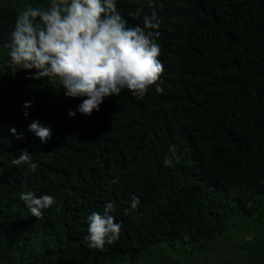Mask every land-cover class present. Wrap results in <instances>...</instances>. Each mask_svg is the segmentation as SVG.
Wrapping results in <instances>:
<instances>
[{
  "label": "trees",
  "instance_id": "1",
  "mask_svg": "<svg viewBox=\"0 0 264 264\" xmlns=\"http://www.w3.org/2000/svg\"><path fill=\"white\" fill-rule=\"evenodd\" d=\"M29 5L49 0H0V264H137L151 245H205L253 212L264 195V0H116L129 28L155 11L164 70L143 97L125 89L75 117L87 97L10 63L5 45ZM33 120L51 127L46 143L27 130ZM21 149L35 173L12 163ZM27 191L55 203L37 218ZM109 202L120 237L92 249L87 217Z\"/></svg>",
  "mask_w": 264,
  "mask_h": 264
},
{
  "label": "clouds",
  "instance_id": "2",
  "mask_svg": "<svg viewBox=\"0 0 264 264\" xmlns=\"http://www.w3.org/2000/svg\"><path fill=\"white\" fill-rule=\"evenodd\" d=\"M142 11L138 7L136 15ZM126 24L116 0H49L46 9L29 5L18 14L10 43L5 47L9 49L12 65L36 70L29 78L54 77L66 97H87L75 111L69 109L70 117L77 112L91 116L93 111L100 110L105 98L119 95L125 89L143 97L164 70L158 59L160 46L155 40L159 33L151 31L160 26L155 11L143 16V27L129 28ZM156 91L162 93L163 89L157 86ZM31 105V101H26L24 107ZM24 115L27 117L28 112ZM27 130L42 144L51 139V127L41 125L38 120H33ZM10 132L18 140L23 139V133H17L15 128ZM19 151L12 163L30 164V172L35 173L38 164L32 162V154L27 149ZM170 152L178 163L180 157L174 146ZM172 158L165 157V167L172 166ZM20 199L37 218L55 203L52 196L37 197L32 191L22 192ZM139 203V198L133 195L131 209L135 210ZM113 210L114 205L109 202L102 214L92 212L87 217L86 239L90 248L103 250L106 243L111 245L119 239L121 224L110 215Z\"/></svg>",
  "mask_w": 264,
  "mask_h": 264
},
{
  "label": "rangeland",
  "instance_id": "3",
  "mask_svg": "<svg viewBox=\"0 0 264 264\" xmlns=\"http://www.w3.org/2000/svg\"><path fill=\"white\" fill-rule=\"evenodd\" d=\"M248 216L235 214L225 234L208 244L184 241L151 245L137 264H264V195ZM249 237V239H247Z\"/></svg>",
  "mask_w": 264,
  "mask_h": 264
}]
</instances>
